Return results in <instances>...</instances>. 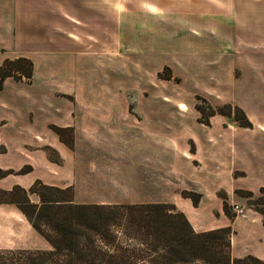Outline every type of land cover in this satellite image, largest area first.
Wrapping results in <instances>:
<instances>
[{
	"label": "crops",
	"instance_id": "1",
	"mask_svg": "<svg viewBox=\"0 0 264 264\" xmlns=\"http://www.w3.org/2000/svg\"><path fill=\"white\" fill-rule=\"evenodd\" d=\"M137 4V21L143 28L146 17L156 19L155 8L165 7L145 0ZM178 4L185 5L186 12L178 14L170 26H186L188 36L196 31L207 55L219 56L226 51L233 56L242 55L241 69L254 77H264V66H258L259 59L252 57L254 52H264V0H183ZM173 5L177 3L169 4ZM126 7V0H0V63L18 56L28 57L33 63L29 81L6 77L0 87V145L7 144L6 152H0V168L17 171L30 165L32 170L1 177L0 189L9 190L14 185L28 189L40 179L52 186H71L77 192L82 183L100 181L99 173L87 170L89 159L95 158L96 153L82 149L94 142H117L127 133L121 124L123 118L115 112L116 105L97 101V78L104 72H113V51L107 54L106 48L101 47L103 54L98 56L97 31L122 30L128 21ZM154 24L159 28L161 22ZM204 30L209 38L203 36ZM119 71L126 72V68L120 67ZM124 121L128 128L129 122ZM51 125L70 129L71 148ZM133 128L142 142L148 143L149 152L136 156L127 150H110L97 158L110 160L104 163L105 183H121L123 191L138 192L136 196L129 193L131 200L124 204L151 203L137 199L148 191L160 198L161 134L151 124ZM8 143L21 146L10 151ZM44 147L56 153V162L42 151ZM213 160L206 161V167L219 170L218 161ZM184 162L188 164L190 160ZM205 190L196 206L179 194L171 196V201L195 231L230 226L231 257L252 255L264 262L262 216L246 210L230 219L223 211L217 188Z\"/></svg>",
	"mask_w": 264,
	"mask_h": 264
},
{
	"label": "rangeland",
	"instance_id": "2",
	"mask_svg": "<svg viewBox=\"0 0 264 264\" xmlns=\"http://www.w3.org/2000/svg\"><path fill=\"white\" fill-rule=\"evenodd\" d=\"M145 1L164 4L162 10L153 9L154 20L161 22L159 28L152 16L146 17L145 28L139 25L137 3L140 0H126L128 21L124 28L97 31L98 56L103 54L101 47L106 48L107 54L113 51V72H104L97 78V101L116 105L115 112L123 122L117 120L124 126L126 137L114 143L85 144L82 151L97 156L110 150L113 153L127 150L136 156L139 152H149L148 143L142 142L133 127L151 124L161 134L160 198L148 191L141 199L133 198L134 201L172 203L171 196L175 194L182 196L184 193L195 198L203 190L216 187L222 205L226 202L231 212L234 209L237 213L255 212L249 207L248 199L236 194L235 190H249L257 195L260 187H264V77H254L253 73L243 71L242 55L233 56L228 51L219 56L207 55L196 31L189 32L188 36L186 26H170L178 14L186 12V6L178 4L183 0ZM171 2L177 6H169ZM203 33L205 38L210 37L206 30ZM254 53L252 57L259 59L257 65L264 66V52ZM120 67L126 68V72L121 73ZM261 70L264 71V67ZM197 104L204 108L209 104L215 109L230 104L240 110L233 109L230 116L215 113L205 124L199 121ZM235 116L242 122L246 118L250 125H240ZM52 126L55 125H51V129ZM69 133L64 131L63 138L67 139ZM6 146L0 145V152H6ZM8 146L14 151L21 145L8 143ZM42 151L56 162L52 149L44 147ZM97 156L89 159L87 170L99 173L100 181L82 183L77 192L71 187L73 202L124 204L131 200L127 197L129 193L136 196L135 190L132 193L123 191L121 183L110 186L104 182V163L110 160ZM213 159L218 161L219 170L206 167V161L214 162ZM28 196L32 203L39 204L36 194ZM0 204H10L0 205V250L50 248L14 204Z\"/></svg>",
	"mask_w": 264,
	"mask_h": 264
},
{
	"label": "trees",
	"instance_id": "3",
	"mask_svg": "<svg viewBox=\"0 0 264 264\" xmlns=\"http://www.w3.org/2000/svg\"><path fill=\"white\" fill-rule=\"evenodd\" d=\"M32 74L33 63L28 57L5 58L0 63V87L6 77L29 81ZM195 107L201 115L199 121L205 124L215 113L230 116L233 109H239L230 104L216 109L209 104ZM234 118L242 126L250 125L246 118L245 122ZM52 129L72 146L70 129ZM67 130L70 133L64 139ZM31 169L30 165L17 171L0 168V178ZM235 193L248 199L249 207L262 215L264 225V187L257 195L244 189ZM29 194H36L39 204L32 203ZM72 195L71 186H52L40 179L28 189L19 185L0 189V203L14 204L50 247L0 250V264H264L252 255L231 257L230 226L195 231L173 203L81 204L73 202ZM182 196L196 206L201 195ZM223 211L230 219L237 213L231 212L226 202Z\"/></svg>",
	"mask_w": 264,
	"mask_h": 264
},
{
	"label": "built area",
	"instance_id": "4",
	"mask_svg": "<svg viewBox=\"0 0 264 264\" xmlns=\"http://www.w3.org/2000/svg\"><path fill=\"white\" fill-rule=\"evenodd\" d=\"M234 210H237V209H234Z\"/></svg>",
	"mask_w": 264,
	"mask_h": 264
}]
</instances>
